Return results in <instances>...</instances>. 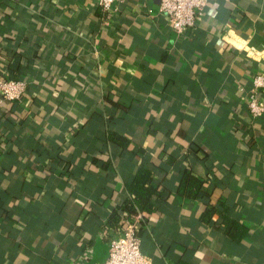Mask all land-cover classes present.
<instances>
[{
	"label": "crops",
	"instance_id": "0c3cea01",
	"mask_svg": "<svg viewBox=\"0 0 264 264\" xmlns=\"http://www.w3.org/2000/svg\"><path fill=\"white\" fill-rule=\"evenodd\" d=\"M159 2L0 0V72L31 86L0 179V264L104 263L141 167L163 193L139 231L153 264H264V121L244 101L264 74V0H213L183 37ZM187 166L208 182L197 200L177 194ZM211 202L243 241L202 222Z\"/></svg>",
	"mask_w": 264,
	"mask_h": 264
},
{
	"label": "trees",
	"instance_id": "16d2710c",
	"mask_svg": "<svg viewBox=\"0 0 264 264\" xmlns=\"http://www.w3.org/2000/svg\"><path fill=\"white\" fill-rule=\"evenodd\" d=\"M9 73V75L17 80H23L27 84V91L24 97L29 93L31 90L30 82L27 81L24 77L20 76L19 73L15 70V74L13 73V68L7 67L4 68ZM3 71V69L1 70ZM4 72H0V75ZM246 95V94H245ZM23 97V98H24ZM260 100L264 102V91L260 93ZM16 102H7L1 101L0 98V179L6 176L5 171V163L11 162L14 158L19 155V148H13L9 145V143H15L13 140L15 138L14 131L21 133L25 132L26 127L22 125V120L17 118V115L20 113L17 109H15L14 105ZM247 110V115L250 121L253 124H262L264 121V117L253 119L249 111L245 105ZM16 113V114H15ZM16 116V117H15ZM91 118H87L82 122H79L80 125H86L87 122ZM260 127V126H259ZM29 129V128H28ZM263 131V129H262ZM28 136V137H27ZM22 141L19 139L20 148L25 150L29 153H34L32 149H26V145L28 143V138L30 137L27 135ZM108 141L116 144L118 147L126 149L129 144V139L124 136H121L115 132H110L108 134ZM264 151V148H262ZM208 182L204 180V177L198 175L197 172L193 170L192 167L187 166L185 168L181 180L178 184L177 194L189 200H197L199 199V195L202 191H205L207 188ZM126 190L129 194V198L126 199L125 202L122 203L120 208L121 216H129V215H136L138 213H150L155 210L154 201L160 195H162V191L160 189V185L153 183L152 173L147 168H139L136 173L133 175L130 181H128L125 185ZM262 187L260 190H263ZM223 209L218 208L212 202L206 207L204 213L201 216L203 223H210L212 216L218 217V227H224L225 235L234 242H241L243 241L244 237L248 235L249 228L244 225L243 223L239 222L236 219H233L230 215L229 208L225 205H222ZM4 215V214H3ZM1 214V217L3 216ZM8 215H4L7 219ZM121 217H118L120 221ZM139 236L141 238L140 232ZM176 264H189L186 262H178Z\"/></svg>",
	"mask_w": 264,
	"mask_h": 264
},
{
	"label": "built area",
	"instance_id": "2783aa9c",
	"mask_svg": "<svg viewBox=\"0 0 264 264\" xmlns=\"http://www.w3.org/2000/svg\"><path fill=\"white\" fill-rule=\"evenodd\" d=\"M126 0H94L103 13L112 9L116 2ZM213 0H160L159 12L168 19L172 32L177 37L185 36L195 29L204 14L205 8ZM27 91V84L23 80L12 78L9 73L0 75L1 101L21 102ZM264 91V74H256L251 79L244 101L253 119L264 117V102L260 100V93ZM144 213L129 215L122 218L121 230L109 241V256L104 263L98 264H153L148 255L142 250L139 236L140 224Z\"/></svg>",
	"mask_w": 264,
	"mask_h": 264
},
{
	"label": "water",
	"instance_id": "95a60500",
	"mask_svg": "<svg viewBox=\"0 0 264 264\" xmlns=\"http://www.w3.org/2000/svg\"><path fill=\"white\" fill-rule=\"evenodd\" d=\"M156 2H158V0H156Z\"/></svg>",
	"mask_w": 264,
	"mask_h": 264
}]
</instances>
